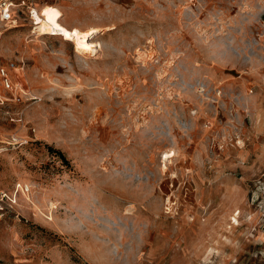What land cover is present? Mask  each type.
Masks as SVG:
<instances>
[{
	"label": "rangeland",
	"instance_id": "rangeland-1",
	"mask_svg": "<svg viewBox=\"0 0 264 264\" xmlns=\"http://www.w3.org/2000/svg\"><path fill=\"white\" fill-rule=\"evenodd\" d=\"M13 1L0 264H264V0Z\"/></svg>",
	"mask_w": 264,
	"mask_h": 264
},
{
	"label": "bare ground",
	"instance_id": "bare-ground-1",
	"mask_svg": "<svg viewBox=\"0 0 264 264\" xmlns=\"http://www.w3.org/2000/svg\"><path fill=\"white\" fill-rule=\"evenodd\" d=\"M62 15V11L53 5H44L39 11L33 9L30 12V20L34 26L32 32L36 37L62 35L64 40H69L74 44H83L88 35L97 31V28L80 30L77 27H68L61 21ZM165 156L172 157L173 153H167Z\"/></svg>",
	"mask_w": 264,
	"mask_h": 264
},
{
	"label": "built area",
	"instance_id": "built-area-1",
	"mask_svg": "<svg viewBox=\"0 0 264 264\" xmlns=\"http://www.w3.org/2000/svg\"><path fill=\"white\" fill-rule=\"evenodd\" d=\"M16 4L13 0H0V21L7 25L8 23L15 22L14 19V8ZM9 68H14V64L10 63L8 67H0V79L5 90L12 92L13 84L11 81V74ZM6 196L5 194L3 195ZM3 196L0 195V215L1 211L4 210L2 203H4Z\"/></svg>",
	"mask_w": 264,
	"mask_h": 264
},
{
	"label": "trees",
	"instance_id": "trees-1",
	"mask_svg": "<svg viewBox=\"0 0 264 264\" xmlns=\"http://www.w3.org/2000/svg\"><path fill=\"white\" fill-rule=\"evenodd\" d=\"M58 154L63 158V155H62V153L61 152H58Z\"/></svg>",
	"mask_w": 264,
	"mask_h": 264
}]
</instances>
